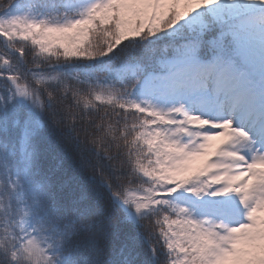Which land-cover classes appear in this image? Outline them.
I'll return each instance as SVG.
<instances>
[{
	"label": "trees",
	"instance_id": "trees-1",
	"mask_svg": "<svg viewBox=\"0 0 264 264\" xmlns=\"http://www.w3.org/2000/svg\"><path fill=\"white\" fill-rule=\"evenodd\" d=\"M79 1L0 0V264H179L173 245L184 264H264V219L230 235L209 218L225 204L191 200L207 184L165 191L184 124L143 95L168 61L190 58L233 62L264 93V72L242 60L258 32L240 26L264 0ZM21 3L37 29L3 24ZM220 143L244 140L224 131Z\"/></svg>",
	"mask_w": 264,
	"mask_h": 264
},
{
	"label": "rangeland",
	"instance_id": "rangeland-1",
	"mask_svg": "<svg viewBox=\"0 0 264 264\" xmlns=\"http://www.w3.org/2000/svg\"><path fill=\"white\" fill-rule=\"evenodd\" d=\"M98 1L80 0V5L92 10ZM261 12L245 19L241 25L246 30L261 31L258 37L251 39V48L243 55V61L250 68L264 71V11ZM3 24L21 31L38 27L25 3L10 11ZM166 66L167 73L151 79L143 93L145 100L171 109L184 123L183 142L167 164L170 171L163 187L166 192H176L185 185L190 174H196L190 183L208 184L204 198H192L198 204L209 200L222 202L224 196L239 189L240 206L232 196L226 202L228 211L211 215L225 232L232 233L241 226V216L256 211L249 194L256 184V174L264 164L261 123L264 121V93L245 72H236L232 64L217 68L189 59L173 60ZM221 88H226V92ZM21 89V92H15L16 100L20 105L30 107L32 96L26 88ZM239 96H247L244 104L236 103ZM225 130L243 138L244 147L234 146L229 152L216 153ZM260 216L264 217V208ZM172 248L175 261L183 264L177 246Z\"/></svg>",
	"mask_w": 264,
	"mask_h": 264
},
{
	"label": "bare ground",
	"instance_id": "bare-ground-1",
	"mask_svg": "<svg viewBox=\"0 0 264 264\" xmlns=\"http://www.w3.org/2000/svg\"><path fill=\"white\" fill-rule=\"evenodd\" d=\"M11 85L13 86V88L15 89V91L17 92V93H19V92H21L22 91V89L21 88H19V86L17 85V83L16 82H11Z\"/></svg>",
	"mask_w": 264,
	"mask_h": 264
},
{
	"label": "snow or ice",
	"instance_id": "snow-or-ice-1",
	"mask_svg": "<svg viewBox=\"0 0 264 264\" xmlns=\"http://www.w3.org/2000/svg\"><path fill=\"white\" fill-rule=\"evenodd\" d=\"M125 264H133L132 261H126Z\"/></svg>",
	"mask_w": 264,
	"mask_h": 264
},
{
	"label": "water",
	"instance_id": "water-1",
	"mask_svg": "<svg viewBox=\"0 0 264 264\" xmlns=\"http://www.w3.org/2000/svg\"><path fill=\"white\" fill-rule=\"evenodd\" d=\"M4 68H5V66H4Z\"/></svg>",
	"mask_w": 264,
	"mask_h": 264
}]
</instances>
